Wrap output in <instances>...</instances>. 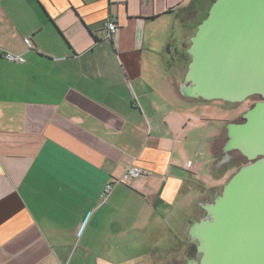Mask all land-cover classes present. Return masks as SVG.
<instances>
[{"label":"crops","instance_id":"0c3cea01","mask_svg":"<svg viewBox=\"0 0 264 264\" xmlns=\"http://www.w3.org/2000/svg\"><path fill=\"white\" fill-rule=\"evenodd\" d=\"M193 1L0 0V264L186 260L226 122L181 93Z\"/></svg>","mask_w":264,"mask_h":264},{"label":"water","instance_id":"95a60500","mask_svg":"<svg viewBox=\"0 0 264 264\" xmlns=\"http://www.w3.org/2000/svg\"><path fill=\"white\" fill-rule=\"evenodd\" d=\"M186 98L241 103L264 98V0H215L189 39ZM227 125L224 161L241 167L188 230L201 258L189 264H264V101Z\"/></svg>","mask_w":264,"mask_h":264},{"label":"rangeland","instance_id":"374dc122","mask_svg":"<svg viewBox=\"0 0 264 264\" xmlns=\"http://www.w3.org/2000/svg\"><path fill=\"white\" fill-rule=\"evenodd\" d=\"M213 0H196L194 3L191 4V10L188 12V17L193 16V14H197V21L200 22L205 18L210 6L212 5ZM192 13V14H191ZM190 60V59H189ZM188 60V61H189ZM212 103L211 105L215 110H212V113L218 114L219 118H225L223 132L224 138L219 141V144L216 148V153L218 156V162L220 163L223 160L225 153L222 152V146L226 142V129L225 123H233L239 122L243 114H245L248 110H250L255 103V98L250 97L246 101L241 103H231L225 102L222 100H213V101H206L204 103ZM208 105V104H206ZM234 158L227 161L226 163L215 167L213 171V176L215 179H220V183L218 184L217 190L218 193H221L223 187L228 183V181L233 177V175L243 166L249 164L247 159H243L238 151L231 152ZM217 168V169H216ZM205 183H208V180H204ZM209 199L212 200V196H209ZM185 248H189V255L194 257L197 254L195 243L189 246V238L186 236ZM170 264H173L170 263ZM179 264H186L185 260H181Z\"/></svg>","mask_w":264,"mask_h":264},{"label":"built area","instance_id":"2783aa9c","mask_svg":"<svg viewBox=\"0 0 264 264\" xmlns=\"http://www.w3.org/2000/svg\"><path fill=\"white\" fill-rule=\"evenodd\" d=\"M117 29V22L116 20L108 19L106 25H105V29H104V37L105 39H111L113 34L116 32ZM24 43L26 45V47L28 49H33L34 45L32 44V41L30 38H26L24 40ZM3 57L4 59H6L7 61L10 62H15V63H24L25 59L24 57H22L21 55H17L8 51H5L3 53ZM189 165L192 164L191 161L188 162ZM142 175H144V171L142 168L138 167V166H130L128 168L125 169V171L117 178H114L112 181L108 182L101 195H100V199L102 201H106L110 195L113 192V189L115 187V185L118 184H130L132 181L136 180L137 178L141 177Z\"/></svg>","mask_w":264,"mask_h":264},{"label":"flooded vegetation","instance_id":"af4514ba","mask_svg":"<svg viewBox=\"0 0 264 264\" xmlns=\"http://www.w3.org/2000/svg\"><path fill=\"white\" fill-rule=\"evenodd\" d=\"M189 57H190V56H189ZM190 59H191V57H190ZM252 97L255 98V103H254V105H255L256 103H258V102L264 101V98H262L261 96L255 95V96H252ZM243 115H244V114H243ZM243 115H242L241 120H240L239 122H233V123H237V124H239V123H243V122L245 121L244 118H243ZM226 130H227V129H226ZM239 153H240V152H239ZM240 155H241V157H242L243 159L245 158L241 153H240ZM230 156H231L230 160L234 158L233 154H231V153H230ZM245 159H246V158H245ZM223 160H225V159L223 158ZM228 161H229V160H228ZM224 163H226V161L223 162L222 164H224ZM191 244H193V243H189V246H190ZM195 246H196V244H195ZM188 251H189V248H188ZM188 251H187V248H185V258H186L185 262H186V264H189V262H190L191 260H196V261H199V260H200V258H201V254H199V253L197 252V254H196L194 257H191V256L189 255ZM196 251H197V249H196Z\"/></svg>","mask_w":264,"mask_h":264},{"label":"trees","instance_id":"16d2710c","mask_svg":"<svg viewBox=\"0 0 264 264\" xmlns=\"http://www.w3.org/2000/svg\"><path fill=\"white\" fill-rule=\"evenodd\" d=\"M195 1H196V0H194L193 3H194ZM214 1H215V0H213V2H214ZM212 4H213V3H212ZM210 7H211V6H210ZM209 9H210V8H209ZM208 11H209V10H208ZM207 14H208V12H207ZM207 14H206V16H207ZM206 16H205V17H206Z\"/></svg>","mask_w":264,"mask_h":264}]
</instances>
